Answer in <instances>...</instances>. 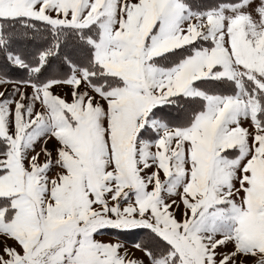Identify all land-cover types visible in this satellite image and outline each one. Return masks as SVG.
<instances>
[{
	"label": "snow or ice",
	"instance_id": "6c2138e0",
	"mask_svg": "<svg viewBox=\"0 0 264 264\" xmlns=\"http://www.w3.org/2000/svg\"><path fill=\"white\" fill-rule=\"evenodd\" d=\"M0 264H264V0H0Z\"/></svg>",
	"mask_w": 264,
	"mask_h": 264
}]
</instances>
